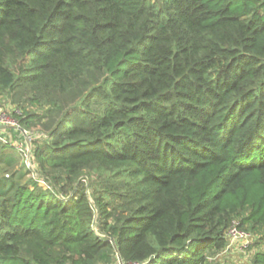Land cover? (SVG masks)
<instances>
[{"label": "trees", "instance_id": "16d2710c", "mask_svg": "<svg viewBox=\"0 0 264 264\" xmlns=\"http://www.w3.org/2000/svg\"><path fill=\"white\" fill-rule=\"evenodd\" d=\"M0 98L39 176L4 177L0 141V264H218L233 221L264 242V0H0Z\"/></svg>", "mask_w": 264, "mask_h": 264}, {"label": "rangeland", "instance_id": "374dc122", "mask_svg": "<svg viewBox=\"0 0 264 264\" xmlns=\"http://www.w3.org/2000/svg\"><path fill=\"white\" fill-rule=\"evenodd\" d=\"M13 113L18 114L19 112L18 111L16 112L14 107L9 106L6 102L3 101L2 98H0V129L14 128L15 130H17L18 123L15 120ZM9 133L8 134L6 133L5 137H3L2 135H0V137L5 138L7 141H9L11 146L14 147L17 152L13 150L12 151L5 150L6 152H8L10 158L12 157V159H14V166L13 169L10 170L8 168H4L2 175L5 177V175L8 174L10 176L8 180H10L11 177L13 176L14 179L18 181V183L20 182V184L27 183L33 179L34 174H38L35 171L33 172L32 169H29V167L27 166V161H26L27 158L25 156V150L26 149L31 150V147L29 145L30 143L29 136L24 131V134L26 136L25 140L28 143V145H25L23 147L21 146L20 143L21 140H17L18 138L11 137ZM0 150L3 149L0 147ZM39 185L47 188L45 182L41 181L39 182ZM260 249H264V242L259 241V238L257 237V239H255L254 246H252V250L250 249V252H247L246 249L242 251H239V249L236 250L232 249L231 252H227L226 254H222L218 256L216 258V262L218 264H249L251 258L254 255V252ZM112 264H117L116 260H114Z\"/></svg>", "mask_w": 264, "mask_h": 264}, {"label": "built area", "instance_id": "2783aa9c", "mask_svg": "<svg viewBox=\"0 0 264 264\" xmlns=\"http://www.w3.org/2000/svg\"><path fill=\"white\" fill-rule=\"evenodd\" d=\"M18 129H20L19 125L17 127V130ZM24 136H25V134H24ZM25 139H26V136H25ZM29 140H30V138H29ZM0 141L4 144L9 143V141H7L5 138H1V137H0ZM27 145H28V143H27ZM25 156L27 158L26 159L27 166L29 167V169H32V171L34 172L33 163H32V159H31V155H30V150H27V149L25 150ZM34 177L38 178L39 176H38V174H34ZM41 181L42 180H39V182H41ZM42 182H44V181H42ZM47 188H49V187L47 186ZM226 236H227L228 244L224 250V254H226L227 252H231L232 249L233 250L239 249V251H242L245 249L247 250L252 243L251 235L248 232H245V231L239 229L237 221H233L231 223L230 227L227 230ZM116 263L117 264H123V263H121V261H119L118 257L116 259ZM134 264H137V263H134Z\"/></svg>", "mask_w": 264, "mask_h": 264}, {"label": "water", "instance_id": "95a60500", "mask_svg": "<svg viewBox=\"0 0 264 264\" xmlns=\"http://www.w3.org/2000/svg\"><path fill=\"white\" fill-rule=\"evenodd\" d=\"M111 242H112V243H114V241H113V240H111ZM117 257H118V256H117ZM118 259H119V261H121L119 257H118Z\"/></svg>", "mask_w": 264, "mask_h": 264}]
</instances>
